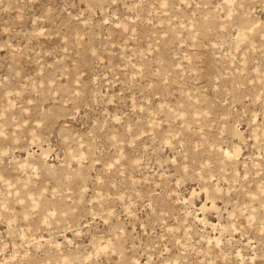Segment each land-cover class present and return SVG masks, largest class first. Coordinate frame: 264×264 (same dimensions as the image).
I'll return each instance as SVG.
<instances>
[{
    "label": "rangeland",
    "instance_id": "1",
    "mask_svg": "<svg viewBox=\"0 0 264 264\" xmlns=\"http://www.w3.org/2000/svg\"><path fill=\"white\" fill-rule=\"evenodd\" d=\"M0 264H264V0H0Z\"/></svg>",
    "mask_w": 264,
    "mask_h": 264
}]
</instances>
